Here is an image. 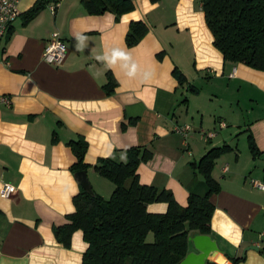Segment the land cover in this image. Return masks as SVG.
<instances>
[{"label":"crops","instance_id":"obj_1","mask_svg":"<svg viewBox=\"0 0 264 264\" xmlns=\"http://www.w3.org/2000/svg\"><path fill=\"white\" fill-rule=\"evenodd\" d=\"M37 1L17 0L19 15L0 40V97L10 100L0 103V189L3 183L16 189L0 197V264H81L82 233H73L69 247L53 235L69 223L80 191L68 145L79 139L87 143L84 163L97 195L108 199L114 189L94 171L97 162L125 163L127 150L140 148L151 156L137 168L139 183L170 192L181 207L191 193L206 192L196 169L201 158L227 146L210 174L220 188L210 198L209 235L219 250L205 264H264V190L251 185L263 183L264 160L248 148L250 136L264 154V72L223 61L202 0H133L132 11L118 19L89 15L80 0H40L43 9L23 23ZM131 22L145 24L147 33L129 48ZM53 33L67 47L59 66L41 57ZM108 73L116 83L111 94L104 90ZM176 123L192 126L185 144L172 130ZM208 131L216 136L204 142L200 135ZM146 209L162 214L166 204Z\"/></svg>","mask_w":264,"mask_h":264},{"label":"trees","instance_id":"obj_2","mask_svg":"<svg viewBox=\"0 0 264 264\" xmlns=\"http://www.w3.org/2000/svg\"><path fill=\"white\" fill-rule=\"evenodd\" d=\"M201 2L205 24L223 61L264 72V0ZM80 3L89 15L111 12L117 19L133 9V0H80ZM44 6L45 3L37 1L21 16L23 23L33 19ZM146 33L145 24L131 22L125 36L126 46L137 45ZM172 75L180 86L186 83L177 69ZM115 85L108 73L105 92L111 94ZM68 145L76 158L71 171L74 174L87 171L89 166L84 163L87 143L79 139ZM248 148L253 158L263 155L250 136ZM227 151V146L212 149L201 158L196 169L204 177L206 192L201 196L191 193L185 207L179 206L170 192L139 183L137 168L151 156L146 149H128L125 163L100 159L93 169L114 185L112 194L104 199L80 187L72 199L74 212L67 216L69 223L53 228L56 241L69 247L73 233L80 231L86 244L81 264H180L188 253L191 233L211 234L214 206L210 198L220 188L210 174L214 159ZM127 180L130 184L125 187ZM152 203H165V212H148L146 207ZM238 262L235 259L232 264Z\"/></svg>","mask_w":264,"mask_h":264},{"label":"built area","instance_id":"obj_3","mask_svg":"<svg viewBox=\"0 0 264 264\" xmlns=\"http://www.w3.org/2000/svg\"><path fill=\"white\" fill-rule=\"evenodd\" d=\"M17 0H0V40L3 38L10 23L18 17ZM53 11L55 5L50 6ZM67 55V47L64 41L59 37L57 33H53L51 38L46 42L43 52L41 54L42 60L52 66H59L63 63ZM0 103L6 106H10V100L6 97H0ZM219 128H225V122H218ZM173 132L178 134L185 144V140L188 135L193 131L190 124H174L172 128ZM216 136V131H208L200 135V139L204 142L213 139ZM252 187L258 190H264V183L251 181ZM16 193V189L9 183H3L0 189V197L9 198Z\"/></svg>","mask_w":264,"mask_h":264},{"label":"water","instance_id":"obj_4","mask_svg":"<svg viewBox=\"0 0 264 264\" xmlns=\"http://www.w3.org/2000/svg\"><path fill=\"white\" fill-rule=\"evenodd\" d=\"M264 160V154L262 155ZM77 183L90 195L94 194L92 187L87 178L86 171L77 172L74 174ZM189 241L193 246V251L186 254L180 264H205L209 256L219 250L217 242L209 235H201L195 233L189 237ZM252 248V247H250ZM246 250L243 251L242 256L245 255Z\"/></svg>","mask_w":264,"mask_h":264},{"label":"clouds","instance_id":"obj_5","mask_svg":"<svg viewBox=\"0 0 264 264\" xmlns=\"http://www.w3.org/2000/svg\"><path fill=\"white\" fill-rule=\"evenodd\" d=\"M77 39H78V40H81V44L83 43V40H82L81 37H77ZM116 57H120V58H122V59H127V57L122 56V54H120V53H116ZM97 59L100 60L101 57H97ZM113 63H115V58L113 59Z\"/></svg>","mask_w":264,"mask_h":264},{"label":"rangeland","instance_id":"obj_6","mask_svg":"<svg viewBox=\"0 0 264 264\" xmlns=\"http://www.w3.org/2000/svg\"><path fill=\"white\" fill-rule=\"evenodd\" d=\"M244 138H242V141H243ZM247 153V152H246Z\"/></svg>","mask_w":264,"mask_h":264}]
</instances>
